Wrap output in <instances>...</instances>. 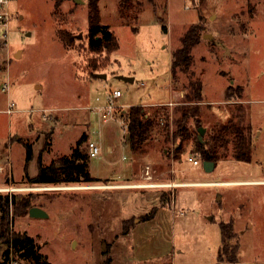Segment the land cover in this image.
<instances>
[{
  "label": "rangeland",
  "instance_id": "374dc122",
  "mask_svg": "<svg viewBox=\"0 0 264 264\" xmlns=\"http://www.w3.org/2000/svg\"><path fill=\"white\" fill-rule=\"evenodd\" d=\"M117 2L98 1L100 23L118 42L109 62L87 48V0L57 8L52 0L10 4L15 14L0 44V197L29 195L30 207L48 217L31 218L29 209L13 216L9 204L8 232L31 237L49 264H264V0H136L140 11L132 25L118 18ZM193 24L201 28L189 68L202 83L200 101L190 103L198 107L197 124L204 136L241 103L251 123L249 163L229 156L205 172L191 142L179 158L172 140L163 144L159 136L142 155L124 142L123 112L165 105L175 91V101L165 105L172 131L171 113L183 105L188 77L178 72L173 80L171 51ZM58 31L69 34V47ZM230 86L242 88L240 98H224ZM114 91L120 95L112 97ZM109 103L113 112L105 121ZM84 132L100 148L88 162L99 182L26 181L24 143L32 146L26 172L34 176L40 152L45 165L55 162ZM225 182L245 184L219 185ZM221 221L232 223L234 237L226 244L237 247L236 261L218 258ZM7 248L0 241V262ZM9 252L6 264H36Z\"/></svg>",
  "mask_w": 264,
  "mask_h": 264
},
{
  "label": "trees",
  "instance_id": "16d2710c",
  "mask_svg": "<svg viewBox=\"0 0 264 264\" xmlns=\"http://www.w3.org/2000/svg\"><path fill=\"white\" fill-rule=\"evenodd\" d=\"M52 1L54 2V7L57 8L65 0ZM98 1L87 0V48L91 53H103V58H107L109 62V55L118 49V42L108 27L100 23ZM139 11L140 7L136 0H118L117 2L118 18L125 25H132L133 22L136 23ZM162 22L164 21L162 20ZM132 29L134 31L137 30L135 27H132ZM163 29L167 32L166 26H163ZM200 31L201 28L198 24L191 25L181 36L180 46L171 51L170 74L173 80H175L178 72L188 77V83L184 88L183 105L177 106L171 113L172 131L169 129L170 111L167 106H157L149 110H146L142 105L132 106L123 112L122 116L123 124L125 125L124 142L128 145L131 153L142 155L146 152L150 143L154 141V138L159 136V142L163 144H168L172 140V143L175 144L176 158H179L183 152L184 144L191 142L195 148V152L200 155V160L202 161H211L216 164L218 161L230 156L235 161L249 163L252 159L253 150L250 139L251 123L245 120L247 112L240 105L241 103H235L238 106L230 110L231 115L227 120L213 125L206 131L201 140L198 139V128L201 127L197 124L199 110L197 105H191L190 103L200 101L202 97V83L198 78H193V74L189 72V68L192 64L191 51L199 41ZM57 37L65 48L71 45V37L65 31H58ZM242 91L240 86L236 88L230 86L225 91L224 98L226 100L240 98ZM161 120L163 121L161 122ZM190 121L195 123V128L189 126ZM88 139L87 133L84 132L76 140L75 146L72 147L69 155L61 156L57 161L47 165L42 162V152H40L37 161V174L33 177H30L26 172V165L33 155L32 146L31 144L24 143L25 166L23 177L28 183L39 185L99 182L100 179L93 177L88 169L90 158L88 154ZM86 142L87 151L83 148V144ZM20 198L15 194L5 195L1 198L3 200V208L0 210V241L9 247V250L19 260H28L29 258L33 259L36 264H49L44 256L36 252V246L31 237L24 233L10 234L8 232L9 204L14 206L13 216H21L30 208L29 195ZM149 215L148 218L151 217V213ZM219 229L221 233V247L218 258L225 256L228 262L236 261V257L238 256L237 247L234 246L233 250L231 247L228 249L226 244L234 237L232 223L230 221H221ZM9 250L7 248L4 251L3 260L0 264L8 262Z\"/></svg>",
  "mask_w": 264,
  "mask_h": 264
},
{
  "label": "built area",
  "instance_id": "2783aa9c",
  "mask_svg": "<svg viewBox=\"0 0 264 264\" xmlns=\"http://www.w3.org/2000/svg\"><path fill=\"white\" fill-rule=\"evenodd\" d=\"M12 1L13 0H0V44L6 42L7 40V29L9 26L10 19L12 18V11L10 8V4L12 3ZM3 89L7 90L8 85L4 84ZM119 95H120L119 91H114L112 97H116ZM112 97L108 96V101H110ZM13 105L14 104L12 102L8 103V108H7L8 113L12 112ZM112 112L113 111H112L111 103H109L106 110L102 113L103 120L107 121L108 117L112 114ZM88 154L90 158L99 156L100 154L99 146H97L93 142H88ZM188 161H190L193 165L198 164V161L193 157L192 158L189 157ZM149 172H150L149 168L147 167L145 171L147 180L151 179Z\"/></svg>",
  "mask_w": 264,
  "mask_h": 264
},
{
  "label": "water",
  "instance_id": "95a60500",
  "mask_svg": "<svg viewBox=\"0 0 264 264\" xmlns=\"http://www.w3.org/2000/svg\"><path fill=\"white\" fill-rule=\"evenodd\" d=\"M77 1L81 2V0H75V2H77ZM81 37H82V35L80 34L78 36V38H81ZM203 37L204 38H212V36L210 34H204ZM96 76L99 78L105 77L104 75H100V74H97ZM121 78L126 80V81H129V82L133 81L132 78H124V77H121ZM204 132H205L204 127L198 128V139L199 140L202 139ZM202 166H203V170L205 172H212L215 168V163L211 162V161H202ZM217 200L218 201L220 200V196H217ZM28 216L31 218H37V219H44V218L48 217L47 213L39 207H30L28 210ZM103 251H104V249H103Z\"/></svg>",
  "mask_w": 264,
  "mask_h": 264
},
{
  "label": "crops",
  "instance_id": "0c3cea01",
  "mask_svg": "<svg viewBox=\"0 0 264 264\" xmlns=\"http://www.w3.org/2000/svg\"><path fill=\"white\" fill-rule=\"evenodd\" d=\"M174 92V95H172L171 96V99L170 100H168L167 102H162V104H165V105H168V104H172L173 103V101H175V99H176V92L175 91H173ZM158 104H160V103H158ZM89 140V139H88ZM122 172V171H121ZM35 176V175H34ZM30 177H33V176H30ZM96 178V177H95ZM103 178H106V177H103ZM98 179H101V178H98ZM210 184H213V183H210ZM209 183L208 184H206V185H210ZM216 184V183H215ZM172 264H176V263H174L173 261H172Z\"/></svg>",
  "mask_w": 264,
  "mask_h": 264
},
{
  "label": "bare ground",
  "instance_id": "6f19581e",
  "mask_svg": "<svg viewBox=\"0 0 264 264\" xmlns=\"http://www.w3.org/2000/svg\"><path fill=\"white\" fill-rule=\"evenodd\" d=\"M249 183H251V182H246V184H249ZM230 184L236 185V184H245V183H243V182H225V183L219 184V185H230ZM216 185H218V184H216Z\"/></svg>",
  "mask_w": 264,
  "mask_h": 264
},
{
  "label": "flooded vegetation",
  "instance_id": "af4514ba",
  "mask_svg": "<svg viewBox=\"0 0 264 264\" xmlns=\"http://www.w3.org/2000/svg\"><path fill=\"white\" fill-rule=\"evenodd\" d=\"M13 14H15V13H12V18L14 17V15Z\"/></svg>",
  "mask_w": 264,
  "mask_h": 264
}]
</instances>
